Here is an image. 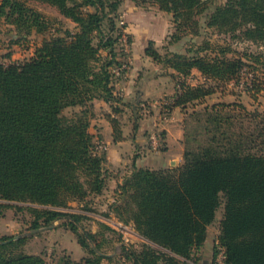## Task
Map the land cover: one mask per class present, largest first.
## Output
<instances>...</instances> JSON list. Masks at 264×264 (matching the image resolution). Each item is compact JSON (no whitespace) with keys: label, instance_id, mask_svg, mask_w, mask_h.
<instances>
[{"label":"trees","instance_id":"trees-1","mask_svg":"<svg viewBox=\"0 0 264 264\" xmlns=\"http://www.w3.org/2000/svg\"><path fill=\"white\" fill-rule=\"evenodd\" d=\"M40 1L78 28L44 39L23 62H0V199L29 204L12 207L28 211L35 232L56 221L70 229L87 255L79 261L66 258L65 264H102L108 256L100 253V233L79 231L76 222L84 215L68 208L70 201L101 195L107 183L104 157L95 151L88 128L94 98L118 99L111 79L122 63L114 45L123 31L115 29L110 12L120 0ZM151 1L172 12L181 27L211 0ZM85 7L93 10H81ZM0 17L18 34L47 28L43 16L23 0H0ZM205 21L220 32L239 31L238 36L264 43V0H226ZM148 44L147 55L183 74L195 68L227 80L244 65L240 58L202 55L197 49L193 55L162 56L152 41ZM178 86L171 97L175 106L206 94L201 87ZM67 107L80 110L67 118ZM182 128L179 167H134L115 189L119 218L126 215L142 238L165 250L144 243L132 253V264H186L182 259L200 251L222 202L211 264H264V115L220 102L191 110ZM25 242L23 235L0 236V264H48L41 255L23 252Z\"/></svg>","mask_w":264,"mask_h":264},{"label":"rangeland","instance_id":"rangeland-1","mask_svg":"<svg viewBox=\"0 0 264 264\" xmlns=\"http://www.w3.org/2000/svg\"><path fill=\"white\" fill-rule=\"evenodd\" d=\"M225 1H209L201 13L193 15V22L190 21L189 25L178 27V21H175L173 13L161 10L151 0H120L116 10L110 12V16L114 19L115 29L123 31L125 39L122 36L118 38L114 51L117 53V60L125 63L127 67L125 75L124 73L123 75L115 74L111 79L117 101L108 102L99 98L92 100L93 115L90 118L88 129L93 128V131L97 127L100 123L98 121L100 115L104 116L111 127L112 137L114 138L116 133L118 140L133 134L136 124L145 126L142 130V136L146 141L144 153L156 156L161 152L164 140L155 152L150 142V134L153 131L161 134L162 128L169 120L167 109L173 105L171 97L178 90V84L181 83L201 87L206 91L203 97L177 106L178 116H181L182 122L191 110L202 109L220 102L239 103L250 111H258L264 115V43L238 36L239 31L220 32L215 27L206 24L205 15L215 6L224 4ZM23 2L43 16L47 28L43 32L32 30L29 33L18 34L12 24L0 17V62L5 64L23 62L34 55L35 49L44 39L56 34L61 35L65 30L75 32L78 28L77 23L61 14L53 5L40 0H23ZM81 10H93V8L85 7ZM117 33L115 31L113 36H117ZM149 41L153 42L152 47L162 56L171 53L193 55L197 49L202 55L240 58L244 65L238 76L227 80L206 76L195 68H192L188 74H183L170 65L147 55L145 50ZM222 49L224 54L220 51ZM100 52L106 54L103 49ZM131 78L135 85H141V87L146 85L148 90L141 88L143 94L135 95L131 99L132 107H124V97L120 94L121 91L116 89V85L124 84ZM141 89L140 92H142ZM100 100L106 103L105 106L103 105L105 109L98 107ZM125 100V103L129 104L127 99ZM154 101L157 102V110H153ZM132 108L136 113L132 112ZM79 110V107H67L63 113L70 118L74 112ZM149 125L152 126L151 130ZM105 137L102 138L101 135L99 139L102 141L93 139L94 144L103 142L107 146L106 149L97 151L104 157L103 167L107 176L103 193L101 195L90 194L82 202L70 201L68 210L84 215L76 222L79 231L85 229L100 233L98 236L102 244L100 253L108 256L102 259V264H132V253L139 252L144 243L156 249L161 248L142 238L126 215H121L126 218L122 219L115 212L114 204L119 202L115 189L123 182L122 180L118 183L116 178L123 176L124 172L121 168L124 166L118 163L119 161L115 163L108 161L109 144ZM135 147V144L128 142L127 145H121L114 154L121 157L119 152L123 153L128 159L126 164L128 166L132 164ZM114 159L115 157L112 160ZM0 204L5 205L0 207V236L23 235L26 238L21 248L23 252L41 255L48 264H65L66 258L79 261L87 255L77 242L76 235L62 222L56 221L51 226L43 227L35 232L30 227L31 216L28 211L25 209L16 211L12 207V205L25 207L29 204L1 199ZM222 214L223 202L216 212L215 220L208 226L207 237L200 251L191 260L182 259L183 262L186 264H211L213 262V249L219 233ZM221 259V254L217 255L216 260Z\"/></svg>","mask_w":264,"mask_h":264},{"label":"crops","instance_id":"crops-1","mask_svg":"<svg viewBox=\"0 0 264 264\" xmlns=\"http://www.w3.org/2000/svg\"><path fill=\"white\" fill-rule=\"evenodd\" d=\"M140 87V88H139ZM141 88H147L146 85H144V87L135 85L133 82V79H128L124 82V84H117L116 85V89L121 91V95L124 97V107L129 106L132 107L130 104H132L131 99L135 96V95H139V94H143V89ZM140 89L142 92H140ZM125 99H127V101L129 102V104L125 103ZM159 103V102H158ZM106 105V103H104L103 100H100V102L98 103V107L105 109L104 106ZM132 112H135V109L132 108ZM157 110V102H153V110ZM160 110V109H159ZM158 110V111H159ZM168 116H169V120L165 123L164 128H162V137L164 140V145L161 149V152L156 155V156H152V155H147L144 153V151L146 150L144 144L146 143L143 132L142 130L144 129L145 126H140L139 124H136V126L134 127V133L131 135H128L127 137H122V139L120 140H116L112 137V129L109 126L108 122L104 119V116H99L98 121L100 123L97 124V127L94 128V130L92 131V129L89 130V132L94 135L93 139H97L100 140L99 138L102 135V138L104 136H106L105 138L107 139L106 142L109 144V152H108V161L110 163H115L116 161H119L118 163L123 164V172L122 173V177L118 176V183H121V181L123 180V178L125 176H128L132 169L134 167H153V168H176L179 167L182 162H183V144H182V134H183V130H182V119L181 116H178V107L177 106H170L168 107ZM136 113V112H135ZM137 123V122H136ZM149 124V123H148ZM93 127V126H92ZM150 130L152 128L151 125H149ZM96 140V141H97ZM102 141V139L100 140ZM129 142V144H135V155L133 157L132 160V164L130 165H126L127 164V160L124 157V154L121 152H119V154L121 155V157H117L114 153H116V150H119L121 145H127ZM115 157L114 160H112ZM120 159V160H119ZM111 160V161H110ZM114 161V162H113ZM174 163V164H172ZM120 164V165H121ZM109 168V167H108ZM109 170H111L109 168ZM116 182V181H115Z\"/></svg>","mask_w":264,"mask_h":264},{"label":"built area","instance_id":"built-area-1","mask_svg":"<svg viewBox=\"0 0 264 264\" xmlns=\"http://www.w3.org/2000/svg\"><path fill=\"white\" fill-rule=\"evenodd\" d=\"M121 23H123V21H120ZM122 38L125 39L122 35ZM126 64L125 63H121V65L119 67H115L113 69V72L116 74V75H123L122 73H124L125 75V71H126ZM165 119V118H164ZM150 142H151V145H152V149L157 152L159 146L162 144L163 142V137L162 135L159 133V132H156V131H153L151 132L150 134ZM107 146L105 143L103 142H96L95 146H94V149L95 151H101V150H104L106 149ZM221 257H223L221 255Z\"/></svg>","mask_w":264,"mask_h":264},{"label":"water","instance_id":"water-1","mask_svg":"<svg viewBox=\"0 0 264 264\" xmlns=\"http://www.w3.org/2000/svg\"><path fill=\"white\" fill-rule=\"evenodd\" d=\"M172 164H174V163H172Z\"/></svg>","mask_w":264,"mask_h":264}]
</instances>
